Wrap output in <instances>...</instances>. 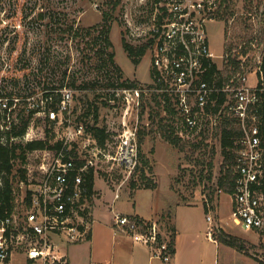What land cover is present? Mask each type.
I'll return each instance as SVG.
<instances>
[{
  "label": "built area",
  "instance_id": "1",
  "mask_svg": "<svg viewBox=\"0 0 264 264\" xmlns=\"http://www.w3.org/2000/svg\"><path fill=\"white\" fill-rule=\"evenodd\" d=\"M231 1L146 0L143 20L138 25L128 21L130 42L148 43L151 79L118 89L110 87L108 102L115 107L121 100L123 105V127L115 153L109 148L108 137L103 144L99 142L95 123H72L71 87L60 89L56 107L52 95L45 97L49 106L32 103L36 112H45L54 127L63 129L64 136L57 147L32 150L38 161L24 167V210L17 217L12 213L0 219V261L19 251L25 264H69L67 246L87 240L92 230L98 171L104 164L110 165L109 170L114 163L125 168L126 176L115 188V197H120L121 187L138 168L139 132L150 130L152 113L167 114L170 131L187 145L221 143L216 131L222 129L225 119L238 122L241 134L234 153L232 219L246 229L264 228V194L260 191L264 174V45L257 56L259 63L251 69L245 58L233 52L217 53L210 43V24L225 17ZM18 100L16 96L0 97L2 131L22 117L12 118ZM28 131L20 138L29 135ZM16 138L11 137L10 143ZM1 141L8 142L5 134ZM218 191L224 192L220 187ZM207 218L213 221L211 215ZM114 224L147 245L153 256L171 260L170 235L157 222L115 213ZM214 228L210 227L209 235Z\"/></svg>",
  "mask_w": 264,
  "mask_h": 264
},
{
  "label": "rangeland",
  "instance_id": "2",
  "mask_svg": "<svg viewBox=\"0 0 264 264\" xmlns=\"http://www.w3.org/2000/svg\"><path fill=\"white\" fill-rule=\"evenodd\" d=\"M4 1L5 4L8 3V0ZM54 1H56L55 4L58 7L73 2V0ZM61 1L65 3L62 4ZM74 1H76L74 6L81 7L77 14V19L81 24L91 25L101 21L102 11L99 9V5H102L103 0ZM145 2L146 0H123L120 6L111 9L114 18L110 38L116 54L115 60L121 68L122 77L120 78L113 72L99 74L90 67L88 68L86 60L82 59L83 55L79 51L83 46V42H80L78 47L73 40L61 39L56 32L49 33L47 29H23L20 26L17 29H5L6 23L11 21L12 18L6 17L8 14L6 9L2 10L0 13V97L4 95L19 97L18 102L15 103L16 111L12 118L15 120H18V117L21 116L27 118L29 112L33 109L32 103L34 102L49 106L43 95L48 81L51 77H54L55 81L58 78L60 79L62 71L66 67L68 73H74L80 80L97 75L100 82L97 86H94L95 88L85 89L79 86H67L74 90L72 123L75 124V122L83 120L88 126H91L93 122L96 126L105 127L107 137L111 143L109 148L115 153L117 136L123 127V105L121 100L117 102L115 107L108 102L110 87L120 88L123 86L119 85L121 81H127V84L136 81L138 84L149 82L151 79V57L148 51L141 62L136 65L128 55L122 42L123 36L130 42L129 29H127L128 21L133 25H138L143 20L141 17L144 14L142 11L145 8ZM39 4H41V0ZM209 28L210 43L215 52H233L238 57L245 58L251 69L254 68L259 63L257 56L263 52L264 0H232L226 8L225 17L211 23ZM132 42L136 43L135 40H132ZM11 47H17L18 50L11 52ZM48 47H50L53 57L50 66H43L40 57L42 51ZM25 48L26 52L22 54ZM55 61H59V64H54ZM26 62H28V65L24 66ZM111 81L115 85H107ZM28 97H31L30 100ZM145 117L142 116V119L144 120ZM0 120L4 124V121ZM151 120L152 126L150 130H146L147 133L144 134L142 143L140 142V136L143 135H140L139 132L140 162L135 174L121 187V198L114 199V191L126 176L125 168L114 163L112 170H109L110 165L104 164L98 171L95 185L98 193L102 191L100 188L109 189L107 194L109 201L105 203L110 206L112 203L125 201L132 205L131 194L138 188H145L140 187L142 186L140 184L150 182V180L156 181L157 184L159 181L160 193L167 192L170 185L175 198L177 197L180 202L202 200L206 205V202H208L206 198H208L212 203L211 208H213L216 218H218L217 223H220L219 218H225L224 223L235 227L236 232L247 236L246 230L248 235L254 238V243L247 242L248 249L253 253L252 256L262 263L264 261V228L246 229L235 223L230 211L232 196L229 193L218 191L217 178L220 175L224 158L221 143L217 141L212 145L203 144L196 147L185 145V148L182 149L180 145L169 140V135L172 137L174 134L169 132L170 117L167 114L152 113ZM30 126L27 138L19 137L11 140V142L26 143L29 139H46L49 143H53L64 136L63 129L54 127L47 119L45 112L32 114ZM172 130L175 132L173 128ZM26 155L27 158L24 162L17 159L16 167L9 175L13 181L15 193L14 217H17L24 210L23 195L25 186H22L23 181L19 180L21 173L19 167H25L29 162L35 164L38 161L33 151L27 150ZM211 160L213 162L212 167L208 164ZM210 174H212L211 179L209 178ZM14 175L17 178H14ZM133 181L136 182V187L133 186ZM222 193L220 203L218 199ZM98 202H104V200ZM93 203L94 201L92 205ZM156 222L163 231H167L169 227L167 215L161 216L159 221ZM218 228L219 226L215 225L213 233L218 232ZM12 256L13 264H25L19 251H15Z\"/></svg>",
  "mask_w": 264,
  "mask_h": 264
},
{
  "label": "trees",
  "instance_id": "3",
  "mask_svg": "<svg viewBox=\"0 0 264 264\" xmlns=\"http://www.w3.org/2000/svg\"><path fill=\"white\" fill-rule=\"evenodd\" d=\"M8 0L5 4L4 0H0V13L2 10L6 9L8 14L7 18H12L5 25V29L12 28L17 29L18 26L23 27V29H47L49 33L56 32L58 37L64 40H73L75 44L79 47L80 42H83V46L79 50L86 60V65L88 68L97 71L99 74L103 73H116L118 77H122L121 68L115 60V51L113 50V43L110 38V32L112 29L113 14L111 9L117 8L123 2V0H103L102 5H99V9L102 11L101 21L91 24L83 25L77 19V14L81 10V7L74 6L76 1L73 0L72 3H67L66 5L57 6L54 0ZM59 3V1H58ZM64 4V1H61ZM39 5V6H38ZM107 7V8H106ZM10 13V14H9ZM264 34V32H263ZM76 39H78L76 41ZM122 42L128 55L134 62L138 65L143 56L147 53L148 43H131L124 36L122 37ZM18 50L17 47H11V52ZM26 52V48L23 49ZM53 54L51 53L50 47L45 48L42 51L40 57V62L43 66H50ZM236 55L232 57V63L236 62ZM54 64H59V61H55ZM28 62L24 64L27 66ZM55 68V67H53ZM106 69V71H104ZM228 72V67L226 69ZM55 72V71H53ZM54 75V74H53ZM105 75V74H104ZM80 82V83H78ZM100 80L98 76H93L87 79L80 80V78L74 73H68V68L62 71V77L55 81L54 77H51L48 81L46 90L44 91V97L48 98L50 95L53 97L52 106L56 107L57 102L61 99L62 91L60 89L71 86V87H82L85 89L95 88L99 84ZM127 81H121L119 85H126ZM131 84H137L133 82ZM107 85H115L114 82H108ZM106 85V86H107ZM14 96V95H11ZM38 108L31 110L27 118H20L18 123H12V126L7 131H2L0 129V219H4L11 215L14 210V185L10 178V174L16 167L17 159L21 162L26 160V151H32L39 148H44L47 145L52 147H57L60 145L61 141L58 140L54 144L49 143L46 139H32L26 143L17 141L15 143H10L11 137H21L28 129L30 125V119L32 114H34ZM2 114L0 112V119ZM94 134L101 144L106 140V129L103 126H95ZM169 132L172 133V131ZM219 132L221 139V146L223 149V162L220 169V175L217 178V188H222L224 192L229 194L233 191L234 184V165L235 158L234 153L237 147V139L241 134V130L238 127V122L236 120L225 119L222 129L217 130ZM146 130H140V142L144 141V134ZM6 135L8 139L7 143L1 141V137ZM262 135V145L264 147V122L261 126ZM169 140L177 145H180L182 149L185 148V143H181L176 136L169 135ZM194 147L201 144H192ZM209 166H213L212 160L209 161ZM21 173L19 180L26 179V169L24 167H19ZM144 176V175H143ZM14 178H17L14 175ZM149 178V177H148ZM212 178V174L209 175ZM263 183L260 186V191L264 194V174ZM150 180V178H149ZM133 186L136 187V182H132ZM94 185V175L91 172V186ZM145 188H156L157 182L150 180L147 183L140 184ZM218 232L215 233L216 238L224 242L239 251L249 253L247 242L232 233L226 232L224 229H217ZM174 237L170 235V245L171 249L174 248ZM9 259H7L8 261Z\"/></svg>",
  "mask_w": 264,
  "mask_h": 264
},
{
  "label": "crops",
  "instance_id": "4",
  "mask_svg": "<svg viewBox=\"0 0 264 264\" xmlns=\"http://www.w3.org/2000/svg\"><path fill=\"white\" fill-rule=\"evenodd\" d=\"M100 190L102 191L98 193L96 187L89 238L68 245L66 248L69 264H264V261L260 263L256 260L249 249L251 254L219 241L215 232L209 235L210 227L218 225L219 228L243 238L246 242H255L254 238L248 235V231L245 230L247 232L245 236L236 232L235 227L224 223L225 218H219L220 223H217L218 218L208 198L206 205L202 200L180 202L177 197L175 198L170 185L167 192L160 193L158 181L156 188L136 189L131 194L132 205L125 201H114L115 204L108 206L105 202L109 201L107 198L109 189L100 188ZM222 196L223 193L218 199L220 203ZM121 197L122 195L118 198ZM102 199L104 202H98ZM114 199L117 200L115 193ZM232 207L233 199L230 211ZM115 213L137 215L144 220L155 222L159 221L161 216L167 215L169 227L166 228V232L175 239L171 260L165 261L153 256L147 245L135 241L128 233L120 230L114 224ZM209 215L213 217V221H209L207 218ZM12 255L8 261H0V263L13 264ZM22 259L25 263L23 254Z\"/></svg>",
  "mask_w": 264,
  "mask_h": 264
}]
</instances>
